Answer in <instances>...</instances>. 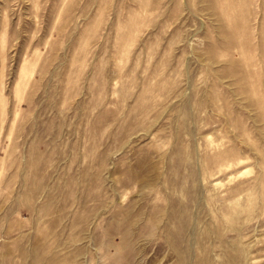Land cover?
I'll list each match as a JSON object with an SVG mask.
<instances>
[{
	"label": "rangeland",
	"instance_id": "obj_1",
	"mask_svg": "<svg viewBox=\"0 0 264 264\" xmlns=\"http://www.w3.org/2000/svg\"><path fill=\"white\" fill-rule=\"evenodd\" d=\"M0 264H264V0H0Z\"/></svg>",
	"mask_w": 264,
	"mask_h": 264
}]
</instances>
